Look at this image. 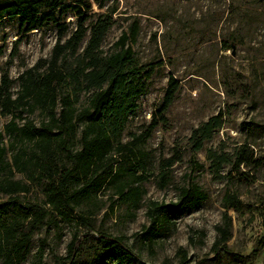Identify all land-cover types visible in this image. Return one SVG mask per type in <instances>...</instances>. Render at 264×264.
<instances>
[{
	"label": "rangeland",
	"instance_id": "obj_1",
	"mask_svg": "<svg viewBox=\"0 0 264 264\" xmlns=\"http://www.w3.org/2000/svg\"><path fill=\"white\" fill-rule=\"evenodd\" d=\"M63 1L86 10L74 0ZM88 1V29L100 14L112 16L103 52L115 51L116 42L137 21L135 61L146 66V71L153 70L150 77L143 78L144 91L137 100L138 107L129 115L119 138L120 144H126L134 136H146L138 146L143 168L132 156H115V166L122 177L131 178L128 168L133 163L137 174L146 176L135 184L142 197L138 204L123 202L111 184L75 206L69 212L73 221H66L46 203L48 181L39 180L38 172H34L33 180L30 173L14 167L13 155L22 142L6 132L4 142L9 151L6 165L0 167V180L21 181L28 184L29 191L14 196L0 192L4 218L23 220L25 214L43 209L47 212L21 264H100L101 256L108 264H179L180 247L187 250L189 264H264V0ZM77 13L76 8H66L60 14L59 23L68 28L61 42L76 30L80 17ZM24 28L19 17L0 20V85L7 74L12 80L13 98L20 90L18 78L23 72L34 66L45 70L60 35L56 23L31 32H24ZM89 35L90 30L78 51L70 55V65H76ZM171 77L180 86L175 101L165 122L150 131L153 114L163 101ZM89 99L90 93L81 89L76 105L84 108ZM220 114L223 126L204 141L201 150H195L190 139L193 130ZM21 116L15 120L19 125L26 117L36 125L48 121L38 108ZM12 118L1 113L0 108V129L4 130ZM71 141L73 147H79V134ZM242 144L249 146L258 161L241 168L249 174V181L229 183L231 165L225 164L217 172L207 153L213 149L232 156ZM168 159L174 163L166 167ZM164 172L165 183L160 178ZM191 180L206 192V200L197 208L161 212L172 216L173 225L167 234L152 237L148 232L151 203L176 202L179 188ZM228 190L236 191L243 205L240 210L228 211L233 219L232 237L225 247L214 250L216 227L226 212L223 197ZM79 216L87 220L83 222ZM32 218L34 215L29 220ZM75 233L80 235V253L72 262L68 244ZM104 237L120 238V244L110 248L102 241ZM0 264H4L2 258Z\"/></svg>",
	"mask_w": 264,
	"mask_h": 264
},
{
	"label": "trees",
	"instance_id": "obj_2",
	"mask_svg": "<svg viewBox=\"0 0 264 264\" xmlns=\"http://www.w3.org/2000/svg\"><path fill=\"white\" fill-rule=\"evenodd\" d=\"M85 6L83 11L77 4H69L63 0H0V20L7 16L19 17L24 32L40 29L50 23L58 24L59 40L51 58L46 62L44 71L34 66L23 72L18 81L20 90L13 98L12 80L5 74L0 85V108L4 115H12V120L5 129H0V167L6 165L9 147L4 139L7 132L22 142L13 155L16 169L30 173L35 180L34 172H38L39 180H47L46 203L51 210L58 213L64 220L73 221L74 207L88 200L94 192L111 184L115 185V193L123 202L138 204L142 192L136 183L146 179L144 174H137L135 163L128 168L131 178L122 177L116 168L117 154L131 156L143 168L138 158V146L144 141L145 135L134 136L133 140L120 144L128 117L137 107V100L144 91L143 78L150 77L152 69L138 65L134 57L133 42L139 35V24L134 21L128 32H124L116 42L115 51L105 54L102 50L103 41L112 26V16L100 14L91 22L90 29L86 26L87 12L91 8L88 0H74ZM66 8L78 9L77 28L66 36L68 28L60 22V14ZM90 35L82 52L76 58V65L69 63L71 54L78 51L87 36ZM39 65V64H38ZM179 83L170 78L162 103L153 114L151 129L166 120V113L176 98ZM71 89V91H69ZM90 93L89 104L79 109L75 98L79 90ZM41 109L48 117L47 122L36 125L30 118L24 119L19 125L15 120L22 117L25 111ZM18 112V113H17ZM223 126L222 115H216L196 127L191 135L195 150H201L204 141ZM79 134V147L72 146V139ZM211 166L219 172L225 164H230L227 173L228 182L249 181L242 166H251L256 160L247 144H242L230 156L226 152L219 153L210 149L207 153ZM63 157V159H62ZM168 159L164 166L173 165ZM33 172V173H32ZM160 178L167 182L165 172ZM29 186L21 181L0 180V192L14 196L28 192ZM207 194L202 187L191 180L188 185L181 186L176 202L159 203L153 201L149 207V234L154 237L159 233L167 234L173 225L172 216L163 214L168 209L183 211L197 208L206 200ZM243 202L236 191L228 190L223 197L222 223L216 227L218 236L213 244L214 250L227 245L232 237L233 219L229 210H240ZM9 207V206H8ZM34 215L30 221L29 218ZM0 208V258L4 264H21L27 256L32 237L38 225L47 216L46 210L35 214H25L23 220L18 218L7 220ZM83 222L87 219L79 216ZM29 220V221H28ZM119 240L108 237L102 241L110 248L119 245ZM191 243L195 240L191 238ZM80 235L74 234L68 244L69 259L74 262L79 253ZM195 243V242H194ZM43 247L38 255L41 257ZM179 264H189L188 252L184 247L178 249ZM100 264H108L103 256ZM127 264H132L129 262ZM137 264H146L138 262Z\"/></svg>",
	"mask_w": 264,
	"mask_h": 264
}]
</instances>
